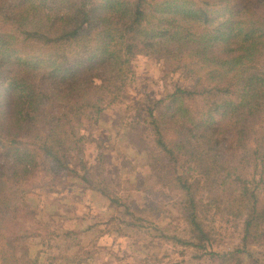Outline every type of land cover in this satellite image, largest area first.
<instances>
[{
	"label": "trees",
	"instance_id": "16d2710c",
	"mask_svg": "<svg viewBox=\"0 0 264 264\" xmlns=\"http://www.w3.org/2000/svg\"><path fill=\"white\" fill-rule=\"evenodd\" d=\"M141 55L193 79L192 89L166 94L147 115L163 160L186 159L198 172L173 171L192 231L175 242L206 250L198 213L218 203L212 189L224 172L221 186L239 192L244 245L208 255L213 264L252 258L248 245L264 241V0H0V244L5 231H25L23 210L35 214L26 194L36 175L78 173L72 153L86 141L85 117L126 95L130 64ZM197 98L207 108L194 118L187 102ZM236 161L243 171L262 167L256 186L236 174ZM8 243L3 264H14Z\"/></svg>",
	"mask_w": 264,
	"mask_h": 264
},
{
	"label": "rangeland",
	"instance_id": "374dc122",
	"mask_svg": "<svg viewBox=\"0 0 264 264\" xmlns=\"http://www.w3.org/2000/svg\"><path fill=\"white\" fill-rule=\"evenodd\" d=\"M130 69L126 95L100 114L89 111L85 117L86 141L82 151L72 153L78 173L55 180L44 174L34 178L26 202L35 214L23 210L18 220L29 237L16 241L25 231H5L0 264L4 250L12 253L8 242H14L17 251L14 264H213L209 252L243 248L239 192L221 186L224 172L212 189L218 203H204L198 213L209 236L206 250L175 242L191 240L192 231L184 219L180 191L171 181L174 169L189 178L198 172L186 159L176 166L163 160L147 115L166 94L192 89L193 79L169 73L165 61L148 55L134 57ZM187 105L194 118L207 108L200 98ZM236 165V174L255 180L252 187L260 182L262 167L243 171L238 161ZM254 172H259L256 179ZM207 192L201 195L205 201L210 198ZM248 248L253 259L243 256L244 264H264V241Z\"/></svg>",
	"mask_w": 264,
	"mask_h": 264
}]
</instances>
